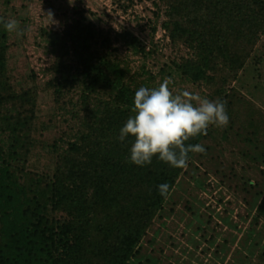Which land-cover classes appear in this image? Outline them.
Here are the masks:
<instances>
[{
  "label": "trees",
  "instance_id": "1",
  "mask_svg": "<svg viewBox=\"0 0 264 264\" xmlns=\"http://www.w3.org/2000/svg\"><path fill=\"white\" fill-rule=\"evenodd\" d=\"M141 1L123 0L120 8L127 12ZM153 2L171 42H182L193 53L169 70L194 87L212 88L220 82L209 98L226 102L228 116L239 117L235 89L225 86L237 80L249 62L257 66L261 61L254 53L264 35V0ZM11 3L4 0L5 5ZM78 15L67 19L61 31L40 30L53 57L45 70L49 80L44 90L63 101L75 122L71 136L48 146L47 171L31 163L37 145L38 150L45 149L39 144L37 86L13 83L9 62L16 43L0 23V264H136L142 242L155 219L162 218L182 178L191 179L186 181V192L206 186L201 177L207 172L196 165L197 153H188L186 169L156 156L144 166L130 162L133 138L120 141V129L132 115L135 92L158 86L146 67L133 73L129 57H120L114 42L138 57L154 49L147 51L137 36L125 30L113 41L110 30L101 29L84 12ZM0 17L11 19L1 5ZM32 78L36 79L34 73ZM68 96L75 102L72 110H67ZM214 126L185 145L204 147ZM246 142L255 144L250 136ZM262 149L251 160L264 166ZM205 150L200 160L210 153L208 146ZM162 183L169 185L167 196L158 191ZM249 186L255 190L253 221L259 224L264 221V187ZM258 249L264 264V245L258 243Z\"/></svg>",
  "mask_w": 264,
  "mask_h": 264
},
{
  "label": "rangeland",
  "instance_id": "2",
  "mask_svg": "<svg viewBox=\"0 0 264 264\" xmlns=\"http://www.w3.org/2000/svg\"><path fill=\"white\" fill-rule=\"evenodd\" d=\"M153 1L142 0L124 12L120 8L123 0H12L9 6L0 0L2 13L20 22V28L25 32L21 37L15 33L11 36V42L16 43L9 62L13 83L37 86L39 144L45 149L38 150L37 145L31 161L33 167L47 171L51 164L48 146L59 142L61 137L71 136L75 125L71 113L65 111L63 101H56L44 90V84L49 80L45 70L53 57L45 49L40 30L61 31L67 19L79 18L78 12H84L101 29L110 30L113 41L125 30L137 36L147 51L154 49L146 57H138L114 42V47L120 49L118 55L125 59L129 57L133 73L146 67L156 77L153 84L159 86L163 76V79H171L169 88L174 94L187 90L211 100L209 94L219 87V80L212 88H199L169 70L174 62L180 63L193 53L182 42H171L162 28L164 19L162 15L157 17L158 9ZM49 10L56 21L50 25L44 16ZM254 54L261 59L260 63L256 66L249 62L246 71L244 69L237 80L229 81L225 86L228 90L235 89L240 116H230L226 127L214 126L213 138L204 145V148L209 147L210 153L202 160L200 153L195 157L196 165L207 172L205 178L201 177L206 181L205 188L186 192V181L191 179L188 176L182 178V185L170 196L162 218L155 219L142 242L136 264H262L258 243L264 245V221L259 224L253 221L255 190L249 185L259 186L256 190L264 187V166L251 160V156L263 151L264 147V35ZM68 97L67 110H72L75 102H69L72 97ZM247 136L255 140L254 145L246 142ZM59 145L63 146L62 143ZM38 154L42 159H38Z\"/></svg>",
  "mask_w": 264,
  "mask_h": 264
},
{
  "label": "clouds",
  "instance_id": "3",
  "mask_svg": "<svg viewBox=\"0 0 264 264\" xmlns=\"http://www.w3.org/2000/svg\"><path fill=\"white\" fill-rule=\"evenodd\" d=\"M50 24L56 23L53 12L45 15ZM8 33L17 37L25 34L16 19L0 17ZM170 78H165L158 87H140L134 95V106L124 126L120 129L119 140L131 136L130 162L137 166L151 164L154 156L174 168L186 169L188 153H205L201 144L185 145L197 135H207L210 125L226 127L229 116L226 102L211 101L187 90L175 93L170 90ZM161 196H167L169 185H158Z\"/></svg>",
  "mask_w": 264,
  "mask_h": 264
}]
</instances>
